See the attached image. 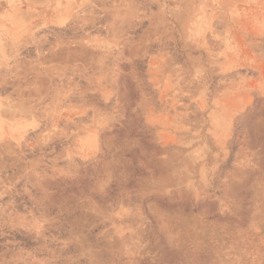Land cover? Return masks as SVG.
Segmentation results:
<instances>
[{
	"label": "rangeland",
	"instance_id": "rangeland-1",
	"mask_svg": "<svg viewBox=\"0 0 264 264\" xmlns=\"http://www.w3.org/2000/svg\"><path fill=\"white\" fill-rule=\"evenodd\" d=\"M0 264H264V0H0Z\"/></svg>",
	"mask_w": 264,
	"mask_h": 264
}]
</instances>
